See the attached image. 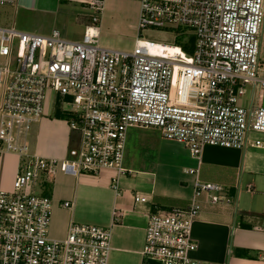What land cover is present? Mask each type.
<instances>
[{
	"label": "built area",
	"instance_id": "1",
	"mask_svg": "<svg viewBox=\"0 0 264 264\" xmlns=\"http://www.w3.org/2000/svg\"><path fill=\"white\" fill-rule=\"evenodd\" d=\"M105 1H82L95 15L80 41L56 30L42 36L0 25V156L20 159L12 191L0 190V264H108L111 231L71 223L64 240L51 238L53 199L33 189L57 172L126 175L127 135L135 128L159 131L199 165L187 171L197 177L189 205L149 215L142 264H207L194 257V225L204 205L229 207L231 201L222 186L199 180L202 153L207 147L264 149L252 139L264 136V107L255 104L264 91V0H137L131 51L102 45ZM17 3L0 0V8ZM154 31L170 33L176 44L144 38ZM167 47L179 52L169 55ZM50 94L81 133L69 160L31 151L32 130ZM134 201L150 200L135 193Z\"/></svg>",
	"mask_w": 264,
	"mask_h": 264
},
{
	"label": "crops",
	"instance_id": "2",
	"mask_svg": "<svg viewBox=\"0 0 264 264\" xmlns=\"http://www.w3.org/2000/svg\"><path fill=\"white\" fill-rule=\"evenodd\" d=\"M65 1L83 4V0H18L17 5L0 9H10L14 15L36 14L42 20L48 13H57L58 6ZM109 5L118 9L120 1L106 0L105 8ZM139 13L140 8L134 20L136 34ZM102 22L103 18L101 43L114 49L112 40L103 39ZM0 25L19 29L15 22ZM19 30L42 36L54 31ZM260 55L264 60V33ZM57 108L62 112L60 101L55 94H50L44 118L32 130L31 151L43 159L69 160L71 152L76 150L74 132L63 112L64 119L55 117ZM252 139L264 144V136L254 135ZM166 142L171 145L148 144V151L143 152L131 147L127 135L124 168L128 172L123 176L113 170H105L100 175L75 176L60 172L52 175L40 188V193L50 196L54 203L51 238L64 240L71 223L109 229L108 264H142L149 215L158 210L184 209L194 196L197 177L187 171L197 169L198 161L183 145ZM201 161L199 180L222 186L231 204L215 208L204 205L193 229V240L198 246L195 259L207 264H264V149L207 147ZM19 164L20 159L15 155L0 156L1 191H12ZM135 193L150 201L136 204ZM66 202L72 204L71 209L63 208ZM54 229H60V237L51 235Z\"/></svg>",
	"mask_w": 264,
	"mask_h": 264
},
{
	"label": "rangeland",
	"instance_id": "3",
	"mask_svg": "<svg viewBox=\"0 0 264 264\" xmlns=\"http://www.w3.org/2000/svg\"><path fill=\"white\" fill-rule=\"evenodd\" d=\"M108 1L112 2L113 0ZM118 1H120L118 9L110 5L105 8L102 22L103 39L112 40V46L116 50L131 51L134 46L133 41L138 37V34L134 31L136 28L134 27V20L137 17L140 4L137 0ZM94 15V12L86 5L65 1L58 6L57 13L54 11L48 13L43 16L44 19L42 20L36 14L20 12L14 15V12L10 9H0V23L13 24L15 22L19 29L34 30L35 33L57 30L63 39L76 41L82 37L84 25L91 24ZM183 30L189 32L187 29ZM144 38L169 46L176 44L172 35L165 32H148L144 35ZM250 97L251 92L249 91V95L245 99L248 102L247 107L249 106ZM255 104L259 108L264 107V91L255 97ZM73 132L72 139L74 144L76 143L75 148L78 149L81 143V133L79 131ZM128 141L131 147L138 148L143 152L148 151L149 145H171L161 138L159 131L153 129H130L128 131ZM140 141L141 145L139 144ZM40 191L39 187L33 189L36 195L40 194ZM51 235L60 237V229H54Z\"/></svg>",
	"mask_w": 264,
	"mask_h": 264
},
{
	"label": "bare ground",
	"instance_id": "4",
	"mask_svg": "<svg viewBox=\"0 0 264 264\" xmlns=\"http://www.w3.org/2000/svg\"><path fill=\"white\" fill-rule=\"evenodd\" d=\"M167 51H168L169 55H174L176 52H179V49L176 47H167Z\"/></svg>",
	"mask_w": 264,
	"mask_h": 264
},
{
	"label": "trees",
	"instance_id": "5",
	"mask_svg": "<svg viewBox=\"0 0 264 264\" xmlns=\"http://www.w3.org/2000/svg\"><path fill=\"white\" fill-rule=\"evenodd\" d=\"M55 117L58 119H64V115L62 114L61 110L59 108H57Z\"/></svg>",
	"mask_w": 264,
	"mask_h": 264
}]
</instances>
